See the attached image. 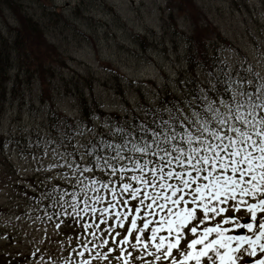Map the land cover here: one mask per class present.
<instances>
[{
	"label": "rangeland",
	"instance_id": "374dc122",
	"mask_svg": "<svg viewBox=\"0 0 264 264\" xmlns=\"http://www.w3.org/2000/svg\"><path fill=\"white\" fill-rule=\"evenodd\" d=\"M23 1L43 23L47 45L42 69L51 65L55 73L47 75L45 86L29 76L10 80L16 100L1 128L10 143L0 155V264H78L83 236L78 239L77 233L83 228L67 222L56 228L57 218L49 220L54 206L45 193H51L54 185L70 187L71 192L76 177L89 183L74 168L54 166L72 162L86 151L88 140L113 131L110 119L101 116L95 117L90 128L81 119L83 111H94L93 115L100 109L104 115L129 121L127 116L143 113L144 102L156 105L159 93L166 88L183 99V104L188 103L194 91L185 80L190 71L189 55L206 48L212 53L209 64L213 67L212 56L218 54L231 95L243 100L239 93L252 90L248 82L264 93V0ZM6 17L7 25L1 23L4 31L16 24L15 17L8 13ZM214 83L203 73L196 78L195 88L203 99L197 109L205 107L215 124L208 108H219L231 122L228 103L216 104L207 93ZM51 107L79 125L73 141L58 136L56 126L49 128ZM231 107L234 111L235 104ZM186 109L181 115L197 120L186 132L195 131L200 112ZM62 173H67V178ZM55 210H61L59 204ZM219 219L213 217L210 223ZM192 238L191 234L186 237L188 242ZM88 246L93 248L92 255L102 250L94 244ZM181 250H188L186 243L182 242ZM145 259L151 257L145 255Z\"/></svg>",
	"mask_w": 264,
	"mask_h": 264
},
{
	"label": "snow or ice",
	"instance_id": "6c2138e0",
	"mask_svg": "<svg viewBox=\"0 0 264 264\" xmlns=\"http://www.w3.org/2000/svg\"><path fill=\"white\" fill-rule=\"evenodd\" d=\"M248 83L252 90L239 93L243 100L229 97L231 122L209 105L215 124L205 115L179 143L145 127L139 142L93 145L72 162L54 165L74 168L89 181L76 177L71 192L54 185L45 193L56 228L65 222L83 228L78 264H264V93ZM109 149L110 155L101 154ZM148 156L155 159H143ZM79 184L84 187L77 190ZM213 217L220 219L211 224ZM89 244L102 250L92 255Z\"/></svg>",
	"mask_w": 264,
	"mask_h": 264
},
{
	"label": "trees",
	"instance_id": "16d2710c",
	"mask_svg": "<svg viewBox=\"0 0 264 264\" xmlns=\"http://www.w3.org/2000/svg\"><path fill=\"white\" fill-rule=\"evenodd\" d=\"M7 13L15 17L16 24L14 28L8 27V29L4 31L1 27V23L7 25ZM43 33V23L37 18L36 13L32 12L31 7L28 10L26 9L25 1L22 3V0H0V124L7 108L9 101L8 96L12 95V90L10 89L11 78L29 76L28 79L31 80L37 78L41 81L43 86H45L46 81L44 80L47 75L51 77L55 73L51 65L42 69L45 64V54L43 50L47 45ZM190 50H192V44L190 45ZM211 55L212 53L209 48L202 49L200 52L197 49L190 53V74L193 77H196L201 69L205 72L215 74L216 70L211 68L209 64V58H211ZM212 57L215 68L218 66L217 53H214ZM13 73L15 75H13ZM216 83V91H208L213 99H219L218 95L224 96L223 98L225 99H229L231 94L224 91L220 78H216ZM228 87L229 85L227 84V88ZM77 91L79 92L78 89ZM172 97L174 96L170 93V88H167L164 91V94L161 93L157 108L146 105L142 114H133L131 118L127 116L129 121H125V119L117 116H110L113 118V131L109 134L104 133L92 139L87 149L90 150L93 145L103 149L106 144L110 143L116 145L125 140L139 142V137L143 135L142 129L145 127L149 129L154 128L157 131L166 134L170 142H172V136H176L177 140L175 143H179L178 138L180 131L185 128V121L181 117L179 109L177 108L176 98L174 97L173 102L169 103V98ZM167 107L170 108L169 111H172L173 116L168 114ZM96 112L100 113L101 110L97 109ZM99 113L97 114L105 117ZM49 119L52 125L61 122L65 123V127H67L69 124H72V132H75V125L70 123L71 121L69 119L63 118L54 113H51ZM173 129L175 131H173ZM6 144L7 140L0 135V155L5 151ZM162 146L170 147V144ZM101 154L110 155L111 150L109 149L108 152L102 151ZM143 159L155 158L148 156Z\"/></svg>",
	"mask_w": 264,
	"mask_h": 264
}]
</instances>
